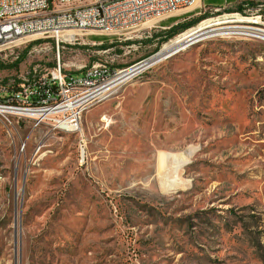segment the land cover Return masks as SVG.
Masks as SVG:
<instances>
[{
	"label": "rangeland",
	"instance_id": "1",
	"mask_svg": "<svg viewBox=\"0 0 264 264\" xmlns=\"http://www.w3.org/2000/svg\"><path fill=\"white\" fill-rule=\"evenodd\" d=\"M237 1L123 36L81 34L59 54L52 38H23L0 50V64L23 58L0 84L29 87L59 56L67 74L126 68L224 16L264 28V6L241 13ZM151 66L78 132L0 122V264H264V39L212 36Z\"/></svg>",
	"mask_w": 264,
	"mask_h": 264
},
{
	"label": "built area",
	"instance_id": "2",
	"mask_svg": "<svg viewBox=\"0 0 264 264\" xmlns=\"http://www.w3.org/2000/svg\"><path fill=\"white\" fill-rule=\"evenodd\" d=\"M253 1L264 6V0ZM202 4V0H95L88 5L64 8V0H0V50L23 38L37 36L52 38L59 54L60 46L73 44L81 33L123 36L142 27H154L165 18L189 14ZM149 59L121 69L94 63L74 75L63 70L59 56L51 75L37 81L34 75L29 87L14 80L0 84V107L17 114V125H10L8 119L0 122L17 128L27 119L40 117V124L34 127L51 124L55 129L78 132L81 129L73 127L76 119L153 67L147 66L133 77L118 81L127 70L145 66ZM93 87H100L98 101H88V91ZM26 150L27 141L21 140L19 152Z\"/></svg>",
	"mask_w": 264,
	"mask_h": 264
},
{
	"label": "bare ground",
	"instance_id": "3",
	"mask_svg": "<svg viewBox=\"0 0 264 264\" xmlns=\"http://www.w3.org/2000/svg\"><path fill=\"white\" fill-rule=\"evenodd\" d=\"M89 1H95V0H64V8H73V6L88 5ZM244 21H247V20L241 16L229 15V16H224L221 18H217V19H214L211 21L204 22L198 28H196V29L194 28L193 30H191L185 34H182V35L178 36L177 38H175L174 40L170 41L169 43L165 44L158 54H156L155 56H153L152 58H150L148 60V63L145 66H141V67L134 66V67L130 68L129 70H127L125 73H123L119 77L118 81H124L126 79H129V78L133 77L134 75L142 72L147 66H151V65H153V63L160 61L161 59H164L167 56H171V55H173V54H175L181 50L186 49L187 47H190V46H192L198 42H201V41H203L209 37H212V36H219V35H223V34H235V33L239 34L240 33V34H243L244 36L245 35L257 36L259 38L262 37L264 39V28H260V27H256V26L252 25V24L258 23L257 21H255V22H244ZM240 22H243L241 24H245L243 26H246V27H239L237 25H233L235 23H240ZM228 24H232V25H228ZM224 25H227V26L223 27ZM250 25H252L253 27ZM251 28H255V29H251ZM81 34H84V33H81ZM99 95H100V87H93L92 90L88 91V101H98ZM0 119H8V123L10 125H17V114L13 113L12 110L7 109L6 107H0ZM76 121L77 122H75L73 127L80 129L81 128V126H80L81 121L79 118H77ZM25 123L26 124L27 123L32 124L33 126L40 124V117H33L30 119H27L24 122V124ZM10 128L13 129L16 127H10ZM63 130L69 132V129H63ZM192 153L193 152L191 151V154ZM81 154H82V158H84L85 151L83 150L81 152ZM175 156L173 158H175ZM170 157H169V159H170ZM162 160H164V159H162ZM167 161H169V160L167 159ZM165 164H167V163H165ZM0 188H1V175H0Z\"/></svg>",
	"mask_w": 264,
	"mask_h": 264
},
{
	"label": "trees",
	"instance_id": "4",
	"mask_svg": "<svg viewBox=\"0 0 264 264\" xmlns=\"http://www.w3.org/2000/svg\"><path fill=\"white\" fill-rule=\"evenodd\" d=\"M228 3H231L233 0H226ZM205 6H209V7H217L214 5H222V1L220 0H204ZM258 3L256 2H247V1H241L237 7L235 8L237 12H241V13H245L244 11H246L245 9L247 7H251V6H257ZM202 17L199 18H195L189 22H185L182 24H178L175 25L173 27H171L167 32H165V34L163 35V39L164 41H168L170 39H172L175 35H177L180 31L185 30L191 26H193L196 22H198ZM177 20V18H170L166 23V26H169L171 24H173L175 21ZM102 38V37H101ZM103 39V38H102ZM105 48H108L107 46H105ZM23 58L18 59L17 61H15L13 64L11 65H4V64H0V68H14L17 67L19 65V63L22 61ZM50 66H54V64H50Z\"/></svg>",
	"mask_w": 264,
	"mask_h": 264
},
{
	"label": "crops",
	"instance_id": "5",
	"mask_svg": "<svg viewBox=\"0 0 264 264\" xmlns=\"http://www.w3.org/2000/svg\"><path fill=\"white\" fill-rule=\"evenodd\" d=\"M220 1H222L223 3H222V5H214V6H217V7H226L227 5H231V3H228L226 0H220ZM239 1V0H238ZM237 1V2H238ZM242 1H247V2H255V1H253V0H242ZM202 3L205 5V3H204V0H202ZM256 3H258V2H256ZM260 3H258V5H259Z\"/></svg>",
	"mask_w": 264,
	"mask_h": 264
},
{
	"label": "water",
	"instance_id": "6",
	"mask_svg": "<svg viewBox=\"0 0 264 264\" xmlns=\"http://www.w3.org/2000/svg\"><path fill=\"white\" fill-rule=\"evenodd\" d=\"M159 53V52H158ZM158 53H156V54H158ZM156 54H154V55H152L151 57H153V56H155ZM151 57H149V58H151ZM17 193V192H16ZM18 194V193H17Z\"/></svg>",
	"mask_w": 264,
	"mask_h": 264
}]
</instances>
